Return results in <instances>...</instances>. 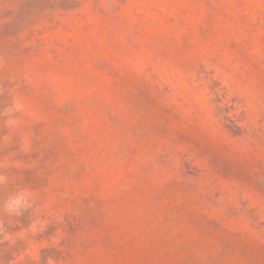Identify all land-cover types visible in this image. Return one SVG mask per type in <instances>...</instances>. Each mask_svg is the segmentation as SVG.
Here are the masks:
<instances>
[{
    "label": "rangeland",
    "instance_id": "obj_1",
    "mask_svg": "<svg viewBox=\"0 0 264 264\" xmlns=\"http://www.w3.org/2000/svg\"><path fill=\"white\" fill-rule=\"evenodd\" d=\"M0 264H264V0H0Z\"/></svg>",
    "mask_w": 264,
    "mask_h": 264
},
{
    "label": "clouds",
    "instance_id": "obj_2",
    "mask_svg": "<svg viewBox=\"0 0 264 264\" xmlns=\"http://www.w3.org/2000/svg\"><path fill=\"white\" fill-rule=\"evenodd\" d=\"M15 203H19V201H16Z\"/></svg>",
    "mask_w": 264,
    "mask_h": 264
}]
</instances>
